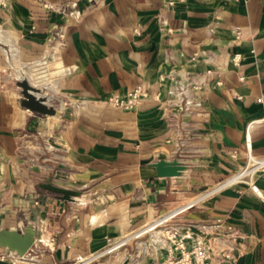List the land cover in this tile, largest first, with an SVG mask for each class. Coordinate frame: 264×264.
I'll return each mask as SVG.
<instances>
[{
  "label": "crops",
  "instance_id": "obj_1",
  "mask_svg": "<svg viewBox=\"0 0 264 264\" xmlns=\"http://www.w3.org/2000/svg\"><path fill=\"white\" fill-rule=\"evenodd\" d=\"M22 80L59 113L23 107ZM137 86L134 110L111 104ZM250 158H264V0H0V228L37 230L0 264H156L150 228L171 213L204 264H264V172L261 196L234 180ZM161 160L186 170L160 178Z\"/></svg>",
  "mask_w": 264,
  "mask_h": 264
},
{
  "label": "built area",
  "instance_id": "obj_2",
  "mask_svg": "<svg viewBox=\"0 0 264 264\" xmlns=\"http://www.w3.org/2000/svg\"><path fill=\"white\" fill-rule=\"evenodd\" d=\"M53 9L50 5H47ZM240 55H236L233 59L235 64L240 61ZM149 97V92L143 86H137L128 93L126 97L115 95L111 99V104L114 107L124 110H134L142 100ZM250 144V139H247ZM264 172V158H250L246 167L240 172L234 180H247L258 195H262L258 186L255 184V176ZM174 216H163L150 228L154 232L151 241L154 249L164 251L165 255L160 258L156 264H204L209 258L208 249L203 239H196L193 243L188 242L179 235L177 226L172 223ZM2 259L9 258L13 262L20 257L15 252L9 251L7 254H1Z\"/></svg>",
  "mask_w": 264,
  "mask_h": 264
},
{
  "label": "water",
  "instance_id": "obj_3",
  "mask_svg": "<svg viewBox=\"0 0 264 264\" xmlns=\"http://www.w3.org/2000/svg\"><path fill=\"white\" fill-rule=\"evenodd\" d=\"M18 87L22 90L23 100L21 105L26 109L41 115L55 116L59 112L52 106H48L47 100L40 95V90L31 86L27 80L18 82ZM156 168L157 176L160 178L178 177L183 174L186 167L178 160H161L153 165ZM42 188L56 193L64 201H73L80 196V192L67 190L55 186L52 180L42 184ZM37 230L33 226L26 228L24 232L0 228V247L17 253L21 258L25 257L33 248L36 242Z\"/></svg>",
  "mask_w": 264,
  "mask_h": 264
},
{
  "label": "rangeland",
  "instance_id": "obj_4",
  "mask_svg": "<svg viewBox=\"0 0 264 264\" xmlns=\"http://www.w3.org/2000/svg\"><path fill=\"white\" fill-rule=\"evenodd\" d=\"M170 215H172V213L171 214H168L167 216H170Z\"/></svg>",
  "mask_w": 264,
  "mask_h": 264
},
{
  "label": "bare ground",
  "instance_id": "obj_5",
  "mask_svg": "<svg viewBox=\"0 0 264 264\" xmlns=\"http://www.w3.org/2000/svg\"><path fill=\"white\" fill-rule=\"evenodd\" d=\"M171 216V215H170Z\"/></svg>",
  "mask_w": 264,
  "mask_h": 264
}]
</instances>
